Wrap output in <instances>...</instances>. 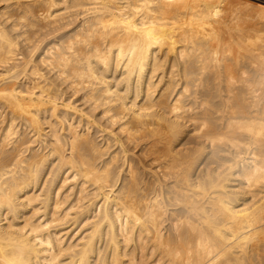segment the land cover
<instances>
[{"label":"bare ground","instance_id":"obj_1","mask_svg":"<svg viewBox=\"0 0 264 264\" xmlns=\"http://www.w3.org/2000/svg\"><path fill=\"white\" fill-rule=\"evenodd\" d=\"M251 2L0 0V264H264Z\"/></svg>","mask_w":264,"mask_h":264},{"label":"rangeland","instance_id":"obj_2","mask_svg":"<svg viewBox=\"0 0 264 264\" xmlns=\"http://www.w3.org/2000/svg\"><path fill=\"white\" fill-rule=\"evenodd\" d=\"M253 1H254V0H252L251 3L255 4ZM258 1H259V3L264 4V0H258ZM82 16H83V15H82ZM82 16H80V17L78 18V21H79V22L82 20V19H80ZM82 18H83V17H82Z\"/></svg>","mask_w":264,"mask_h":264}]
</instances>
